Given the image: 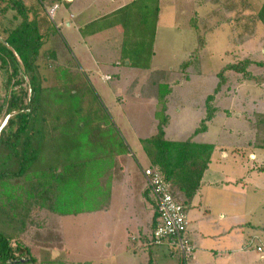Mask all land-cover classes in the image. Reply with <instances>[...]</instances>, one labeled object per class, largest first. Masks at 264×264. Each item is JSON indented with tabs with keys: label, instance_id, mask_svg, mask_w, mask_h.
Returning <instances> with one entry per match:
<instances>
[{
	"label": "rangeland",
	"instance_id": "rangeland-1",
	"mask_svg": "<svg viewBox=\"0 0 264 264\" xmlns=\"http://www.w3.org/2000/svg\"><path fill=\"white\" fill-rule=\"evenodd\" d=\"M14 1L17 0H0L3 40L23 21L13 7ZM19 1L25 6L28 19L37 21L42 35L35 74L43 88L45 132L49 138L54 134L53 120L57 116L70 119L76 113L73 117L83 125L88 123L79 137L84 145L75 149H81V158L95 157L93 167L98 170V177L91 174L93 179L88 184L89 193H95V197L87 199L83 193L75 199L70 192L60 193L59 201L55 200L59 204L57 212L34 211L32 217H26L23 228L24 223L10 211L1 214L0 232L11 239L14 249L18 248L12 263L62 264L68 258L66 264H150L153 250L168 254L165 255L168 259L154 258L156 264H177L182 256L177 252L171 254L168 245L147 248L140 245L136 236H127L126 224L131 222L134 210L130 197L121 204L122 185L117 187L118 200L113 213L73 215L72 211L109 205L107 189L99 179L108 174L117 155L127 154L122 161L133 164L143 174L136 159L140 154L136 147L138 139L142 144V140L157 132L159 82L169 83L173 89L165 97L167 114L172 116V123L165 128L167 139L211 143L218 151L230 154L252 150L249 144L264 149V25L256 18L264 0H125L130 5L112 13L111 26L122 20V35L131 43L117 52L102 42L88 43L81 52L71 43H57L54 36L65 39L66 27L58 25L57 14L52 20L39 0ZM66 1L47 3L48 9ZM145 19L150 20L149 27L143 24ZM136 38L142 39V48L137 47ZM232 64L244 66L245 71L229 69ZM6 80V70L0 63V104L5 106L11 89L19 94L20 88L8 86ZM22 86L29 89L30 95V85ZM208 96L213 97L215 117L206 123V131L196 133L203 130ZM53 98L59 99L62 106L55 105ZM11 115L4 111L0 127ZM54 154L50 150L47 165L56 164L59 157ZM14 158L10 165L16 168L20 161ZM139 158L142 168L150 166L149 158V161L146 157ZM263 162L254 168L264 170ZM89 171L96 170L89 167ZM176 192L178 201L188 202L187 196ZM63 209L68 211L61 213ZM141 213L147 224L149 215ZM258 213L263 215L262 207ZM136 244L138 250L133 252ZM250 256L254 258L257 254L253 251Z\"/></svg>",
	"mask_w": 264,
	"mask_h": 264
},
{
	"label": "trees",
	"instance_id": "trees-1",
	"mask_svg": "<svg viewBox=\"0 0 264 264\" xmlns=\"http://www.w3.org/2000/svg\"><path fill=\"white\" fill-rule=\"evenodd\" d=\"M39 1L48 12L50 4L47 3L61 0ZM13 7L23 16V21L21 26L12 30L5 40L0 38V63L7 73L6 84L8 86L18 85L20 88L19 94L11 89L6 106L4 103L0 104V122L4 111L6 115L14 113L8 118L0 132V153L5 154L3 157L0 155V215H3L5 211H10L14 218L17 217L18 221L24 223L21 226L23 228L26 217H32L34 211L46 209L57 212L59 204L55 200L59 201L60 193L70 192L75 199L83 193L87 199L95 197V193H89L88 184L93 179L91 174L96 173L98 177V170L93 167L96 162L95 157L94 159L92 157L81 158L79 157L82 155L81 149H75L79 145H84L79 137L85 125H88V123L83 125L80 120L73 117L77 115L76 113L70 119L65 116L54 117L55 124L52 129L54 134L50 138L46 134L44 109L41 108L43 88L35 74L42 46V35L39 32L37 21L28 19L25 6L21 1H14ZM256 18L264 25V2L258 9ZM147 20H143V24L149 27L150 20ZM228 67L238 72L245 71L244 66L237 64ZM160 72L163 73V70ZM23 83L30 85V95L27 92L29 89L22 86ZM172 90L169 83L159 82L157 93L155 92L158 109L160 107V110L156 111V117L159 119L157 132L142 140V146L150 159V165L156 166L163 173L173 189H178L191 198L201 184L215 146L211 143L192 140L173 141L165 137V128L170 122L165 97ZM212 98L208 96L206 99L207 113L202 120L203 130L198 129L196 133L206 131V123L215 117L213 113L215 108L211 106ZM53 99L55 105L62 106L63 103L59 99ZM98 123L104 122L99 121ZM256 147L262 149L260 146ZM50 150L59 157L56 164L52 166L47 165V155ZM14 157H18L20 161L16 168L10 165ZM5 162L8 163L5 164ZM77 164L80 165L78 170ZM89 167L96 171L87 172ZM77 175L85 179L84 184L83 180L81 183H76L74 177ZM61 211V213L67 212L65 209ZM150 236L151 232L143 238L142 242L149 241ZM10 241L8 236L0 232V264L14 263L12 261L18 248L14 249ZM144 246L152 247L147 244ZM25 251L29 252L28 249ZM50 264H55V262Z\"/></svg>",
	"mask_w": 264,
	"mask_h": 264
},
{
	"label": "crops",
	"instance_id": "crops-1",
	"mask_svg": "<svg viewBox=\"0 0 264 264\" xmlns=\"http://www.w3.org/2000/svg\"><path fill=\"white\" fill-rule=\"evenodd\" d=\"M128 5L130 4L125 0L123 2L122 0H67L60 4L57 13L58 25H66L64 26L65 39L58 35L54 36V39L57 43L63 41L65 45L66 42L71 43L80 52L91 42L107 43L108 48L113 49L114 52L120 51L122 46H129L128 42L130 44L131 40L122 35L124 31L122 20L111 26L112 13ZM155 10L157 11V7ZM155 10L151 7V11ZM161 12L159 21L157 20L158 24ZM136 23L138 24V20ZM119 24L121 27L117 28ZM156 37L157 33L154 42H156ZM135 40L137 47H141L142 39L136 38ZM146 41L149 42L148 39ZM105 63L108 64L107 61ZM171 118L172 116L170 123H172ZM137 144H139V147H136L140 153L139 156L146 157L148 160L139 139ZM248 146L252 150L245 153L239 151L237 154H230L224 150L218 151L215 147L199 188L191 198H188V202H184L189 219L188 235L195 245V251L191 258L182 257L180 259L179 257L177 264H264V213L258 215L261 207L264 210V172L254 168L256 164L261 165L264 161L262 154L264 149ZM125 155L127 154L117 155L114 165L108 169V174L100 179L104 188L107 189L106 196L109 195V205L72 212L75 213L73 215L113 213L116 206L115 200H118L117 187L122 185L123 188L119 192L121 204L123 205L126 197H130L134 210L130 215L131 222L126 224L127 236L129 238L132 235L136 236L142 246L143 238L150 234L156 223L157 207L142 171L139 173L133 164L122 161ZM139 156L136 155L137 162L139 167L144 169L140 166ZM76 167L78 170L80 165L77 164ZM74 180L76 183H81L83 177L77 175ZM170 188L177 199L176 190L178 192L179 190L173 189L171 185ZM119 209L117 208V211ZM141 212L149 215L147 224L142 221L144 216ZM117 218L122 220L120 216ZM134 232L139 235L137 236ZM260 246L263 247L262 250L258 249ZM137 247H139L138 244L132 248L133 252H137ZM253 251L257 256L251 258L249 254ZM151 253L150 264H156L154 258L156 260L168 259L166 257L168 254L165 252H153L152 250L150 255ZM66 261L69 262L68 258ZM66 261L62 264H66ZM163 264H171V262Z\"/></svg>",
	"mask_w": 264,
	"mask_h": 264
},
{
	"label": "built area",
	"instance_id": "built-area-1",
	"mask_svg": "<svg viewBox=\"0 0 264 264\" xmlns=\"http://www.w3.org/2000/svg\"><path fill=\"white\" fill-rule=\"evenodd\" d=\"M59 8L60 4L55 3L48 9L52 20L56 17ZM108 78L109 76H106V79ZM143 175L154 196L158 213L149 241L143 242V245L166 244L172 254L177 252L183 258L188 259L194 254L195 245L188 235L189 219L186 206L174 197L169 182L156 166L145 167ZM258 249L262 250L263 247L260 246Z\"/></svg>",
	"mask_w": 264,
	"mask_h": 264
},
{
	"label": "water",
	"instance_id": "water-1",
	"mask_svg": "<svg viewBox=\"0 0 264 264\" xmlns=\"http://www.w3.org/2000/svg\"><path fill=\"white\" fill-rule=\"evenodd\" d=\"M3 126H4V125H2V126L0 127V132H1L2 128H3Z\"/></svg>",
	"mask_w": 264,
	"mask_h": 264
}]
</instances>
